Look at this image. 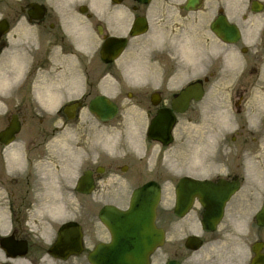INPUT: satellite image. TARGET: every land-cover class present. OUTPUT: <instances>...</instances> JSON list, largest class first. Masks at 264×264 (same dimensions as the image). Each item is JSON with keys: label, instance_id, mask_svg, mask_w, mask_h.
<instances>
[{"label": "flooded vegetation", "instance_id": "flooded-vegetation-1", "mask_svg": "<svg viewBox=\"0 0 264 264\" xmlns=\"http://www.w3.org/2000/svg\"><path fill=\"white\" fill-rule=\"evenodd\" d=\"M188 1L0 0V20L9 23L0 34V58L19 77L0 113V130L13 117L19 122L18 149L0 143V264H93L89 255L110 238L101 212L128 210L134 192L149 183L159 190L156 226L164 240L148 264H264V0ZM168 15L193 34L227 27L239 36L192 45L187 59L179 57L175 88L160 59L159 85L129 91L145 119L142 127L133 124L137 139L127 137L119 113L113 122H97L96 131L84 125L82 138L55 148V167L62 169L38 171L37 83L71 77L72 20L78 32L88 26L96 32L99 53L109 36L126 37L130 51L135 19ZM15 38L18 52L6 55ZM87 60L77 58L76 70L90 88L99 91L107 72L119 77L118 59ZM187 89L175 113L176 138L169 145L148 138L152 118ZM75 164L78 178L85 175L82 192L72 185Z\"/></svg>", "mask_w": 264, "mask_h": 264}, {"label": "rangeland", "instance_id": "rangeland-1", "mask_svg": "<svg viewBox=\"0 0 264 264\" xmlns=\"http://www.w3.org/2000/svg\"><path fill=\"white\" fill-rule=\"evenodd\" d=\"M170 14V13H169ZM151 26L149 31L145 34L137 38L132 45V52H125L120 57V64H121V70L123 77L120 79L121 81V87H118L117 84L114 82L113 79H108L110 81V84L108 85V88H111L113 90V94L115 95L116 100L119 101L120 106L122 107L121 110V117L120 120L123 121L124 130L127 134L128 138H134L137 139L138 136L134 134L133 132V124L139 123L142 127L143 123L145 122L144 115H139L136 112L135 107L138 106L135 103V100L129 99L125 93L126 91L133 90L134 87L130 85H136L138 82H135L133 78L134 73L133 69L139 70L140 62L145 61L149 56L151 52L157 53L158 56L156 59L161 58V52L167 51L168 54L172 57H176L178 53L177 46L180 43H187L189 45L192 42H199L202 39V36H199L197 34H191L188 29L183 27L182 24H179V19L176 17H170L169 15L165 17V19H152L150 20ZM17 37V35H14ZM19 39L15 38L12 40V43L9 44V52H6L7 54L10 53H16L18 52L20 45L18 44ZM135 45V46H134ZM181 46V45H180ZM76 58L78 56H81L80 54H74ZM130 60L136 61L135 63H130ZM162 60H165L164 57L161 58ZM6 57L0 58V78L5 73V67H7V62H5ZM169 63L175 64L174 59L168 60ZM167 62V63H168ZM88 65H102L97 55H93L87 60ZM144 63V62H143ZM155 67V72L151 75L160 74V67ZM11 65L8 66V68ZM102 69V68H101ZM175 75L169 80L170 84L175 85L174 83ZM153 85H156L157 82L151 83ZM70 85V84H67ZM72 86L76 87V84H72ZM73 87V88H74ZM71 89L67 92H65L62 89L60 91V94H69L70 92H73L74 89ZM54 90L57 91V87L54 86ZM6 91V85H0V112L2 111V100H3V92ZM74 93V92H73ZM67 96L62 97V99H67ZM69 100V99H67ZM65 100V101H67ZM54 101L53 99L49 100V104ZM48 101L44 102L43 104H40L39 110H38V117L42 119V123L45 125V130L40 131V140L44 139L46 140V144L44 146L39 147L41 149L40 153L44 154L43 160H53L52 154L53 152L50 151V148L52 146H61L67 144V140L69 138L75 137V138H82V134L87 131H82L79 129V126L75 121L73 122H65L64 118L58 114L55 113V111H52V107H49ZM46 110V111H45ZM86 110L82 109L79 116V123L87 122L86 120ZM73 123H75L77 126H75ZM54 125L53 127L56 128L55 131H51L49 128ZM48 128V129H47ZM131 129V130H130ZM130 132V133H129ZM176 133V130H175ZM134 137H132V135ZM175 146V145H174ZM46 147V152L42 151V148ZM50 162H46V165H49ZM45 165V166H46ZM72 175V183L75 180L76 173L71 174Z\"/></svg>", "mask_w": 264, "mask_h": 264}, {"label": "water", "instance_id": "water-1", "mask_svg": "<svg viewBox=\"0 0 264 264\" xmlns=\"http://www.w3.org/2000/svg\"><path fill=\"white\" fill-rule=\"evenodd\" d=\"M120 44L122 46L123 42ZM76 106L77 104H71L64 109L69 118L74 116ZM90 107L92 110L95 107L102 108V111L97 113L105 120L116 112V106L104 97L95 98ZM172 125V116L158 115L152 125V131L159 132L155 138L167 144L171 140ZM155 196L152 195L153 198ZM144 205L143 208L135 206L126 212L107 211L103 220L110 229L112 241L100 248L104 254V264H146L148 253L161 242V234L154 226V202Z\"/></svg>", "mask_w": 264, "mask_h": 264}, {"label": "bare ground", "instance_id": "bare-ground-1", "mask_svg": "<svg viewBox=\"0 0 264 264\" xmlns=\"http://www.w3.org/2000/svg\"><path fill=\"white\" fill-rule=\"evenodd\" d=\"M133 73L135 75H137L138 74V70H134ZM6 84H7V79L1 77L0 78V85H6Z\"/></svg>", "mask_w": 264, "mask_h": 264}]
</instances>
